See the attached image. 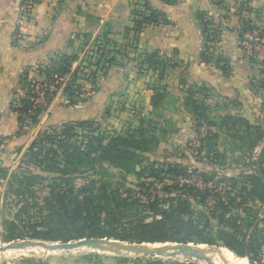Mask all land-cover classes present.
I'll list each match as a JSON object with an SVG mask.
<instances>
[{
    "label": "rangeland",
    "instance_id": "obj_1",
    "mask_svg": "<svg viewBox=\"0 0 264 264\" xmlns=\"http://www.w3.org/2000/svg\"><path fill=\"white\" fill-rule=\"evenodd\" d=\"M36 1L39 2V0ZM103 25L98 35L105 31L106 24ZM89 49L88 46L84 45L79 47L76 53H79L81 60L75 63L74 69L79 66L83 68L81 61L85 58V51ZM119 58L121 63L117 66H122L124 69L117 70H119L120 76L129 79L127 87L122 83V86L120 85L116 89H102V82L108 73L105 76H100L97 84H94L90 79L88 80L90 78L88 75L95 67L86 64L87 69H80L79 77L84 89H87V94L84 96L89 97V99L70 106L65 94H63V99L66 102H57L54 98L46 106L39 122L29 126L33 129L30 136L31 140L40 138L46 132L62 128L64 122L56 119L54 123L49 124L48 116L50 113L52 114L50 110L53 106L55 108L58 105H64V103L71 108L69 120L66 122L77 121L80 118L93 120L99 125L100 131L110 134H121L129 128H135L144 116L147 119L153 118L158 122V126L153 129L152 127L149 128L148 135L150 138H154L153 143L150 144L147 151L138 152V158L134 163L137 173L144 172L143 177H140L137 173L128 172L126 169L114 167L106 162L82 167L80 172L69 175L72 185L76 189L88 185L92 180H96L98 181L97 187H100L102 182H107L109 199L115 195L117 196L116 201L110 205L111 208L117 210L114 212L117 217L106 211L102 213V216L110 219L114 218V228H117L118 233L128 236V240L108 237L100 239L118 245L144 247H168L180 244L194 247L206 246L223 252L226 261L223 260L221 264H252L248 257L238 256L223 246L221 242L209 245L195 242L142 241L143 236L152 237H150L151 235H144L140 232L141 230L136 228V225L141 220L151 222L154 218L161 217L148 209L150 203L156 200V195H159V204L163 207L168 205L163 200L165 197L182 198L190 201L197 210V213H194V219H201L202 222H212L215 226V232L222 220L220 215L224 211L223 204L232 207L231 213L226 216L234 215L237 216L236 219H245V221L237 220L243 235L249 236L252 224H258L264 231V202L254 203L250 202V199L245 200L244 197H241L244 201H249L250 210L242 209V207L233 209L234 206L230 205V196L243 194V196H247L246 198L250 197L247 192H241V190L248 180L245 174H255L258 168V165L254 162L258 160L262 152L264 153V134L261 140L257 139L258 144L252 146L247 138L240 140L236 137V135H243V128L236 132V130L230 128L229 124L220 120L222 113L212 110L210 114L216 120V126L203 125L200 127L193 122L192 115L183 103H180L172 95L165 96L164 100L160 102L159 111L158 109L153 111L150 101L154 93L153 89L159 83L156 73L138 68L141 57L137 53L133 54L132 50L128 49L126 57L121 58L119 56ZM125 62L126 65L123 64ZM126 75L128 76L126 77ZM38 80L34 81L32 79V82H40ZM27 82L29 83L30 80ZM62 90L63 87L58 92ZM159 113L165 117V121L159 118ZM251 115H254V113L251 112ZM59 116L58 118H60ZM248 118L254 122L252 117ZM31 140L30 142H32ZM13 151L12 154H5L2 161L0 160V167L3 171L0 172V247L9 244H20L25 240L62 243L60 241L31 238L9 242L3 241V234L7 233L1 222L3 218L19 221L20 216L23 220L22 223H30L40 227L39 222L45 218V212L40 210V205H45L44 198L50 196L53 185L52 177L59 176L58 173H51L48 169H43V166L31 162L28 158L27 149L16 148ZM170 168H176L177 173L156 177L149 176L151 169L169 170ZM29 172L41 174L43 179L33 182L29 187L18 184L17 178L29 176ZM141 182L148 183L150 190L142 191L143 188L139 186ZM11 183L20 192H13L9 188ZM166 186H170V189L166 190ZM98 190V188H95V192H98ZM125 198L128 199L129 203L137 198L140 200L141 206L138 209L135 207L124 210L123 207L119 208L118 202ZM105 201L106 199H104ZM237 201H241V199L237 198ZM235 204L237 203L235 202ZM201 212L205 214L204 217L199 214ZM23 227L26 229L28 225L23 224ZM261 253L264 260V245ZM189 256L194 255L147 256L143 253L119 250L106 251L90 247L57 251H50L41 247H26L0 252V264H208L204 260ZM218 263L220 264V261Z\"/></svg>",
    "mask_w": 264,
    "mask_h": 264
},
{
    "label": "trees",
    "instance_id": "obj_2",
    "mask_svg": "<svg viewBox=\"0 0 264 264\" xmlns=\"http://www.w3.org/2000/svg\"><path fill=\"white\" fill-rule=\"evenodd\" d=\"M164 1L173 3L176 0ZM30 2L33 4L37 1L24 0V4L28 5ZM244 3L246 2L241 3L242 7ZM131 12L133 26L125 30L124 38L128 40L126 44L111 37L112 32L108 25L105 31L95 38L86 35L83 45L88 46L90 49L85 51L84 59L86 60L82 59L83 61H81L83 68L79 66L74 69L75 63L81 60L79 53L63 54L57 60H53L50 64L39 68L40 74L44 77L43 80L40 82H32V80L29 83L25 82L27 86L25 93L18 95L11 106L12 110L18 114L20 128L18 134H21L26 127L39 122L46 106L52 102L61 87H63L70 106L88 100L89 97L84 96L87 94V89H84V85L80 82V69H87L86 64L95 67L89 73L88 77L90 78L88 80L90 79L94 84H97L100 76L105 75L111 67L121 63L119 56L121 58L126 57L128 49L133 50L141 57L138 68L156 73L159 83L153 89L154 93L150 104L153 111L155 109L159 111L160 102L164 100L165 96H171L167 85L162 83L166 71L178 64L173 63L169 58L158 52H138V41L140 34L148 25L167 23L168 19L164 12L155 9L148 1L138 0L134 2ZM198 17L206 39L202 53L203 59L205 61L213 59L224 72L229 71L228 60L215 47L222 29L205 12H200ZM254 28L257 27L253 25L251 20H244L242 27L238 29L239 41L246 31ZM252 61L257 63L253 59ZM261 64L263 65L262 73L264 74V61ZM25 80L27 81V78ZM37 83L43 86L41 87L43 102L37 101L39 98L38 93L35 91ZM261 84V87L264 88V80L261 81ZM207 97L208 89L204 86H190L185 89L183 105L192 115L193 122L200 127L203 125L213 127L217 123L210 114V107L206 102ZM161 113H159V118L165 121V117ZM220 120L229 124L230 128L236 130V132L243 128V135H236V137L240 140L247 138L252 146H256L258 140H261L264 134V117L259 123H254L246 116L225 114L220 117ZM98 126L93 120L69 121L64 123L60 130L46 132L40 138L35 139L31 146L27 148L28 158L31 162L43 166V169H48L51 173H58L59 176L52 177L53 185L50 196L44 198L45 205H40V210L45 212V218L39 222L40 227L30 223H22L23 220L20 216L19 221L3 218L1 222L7 231L6 234H3V241L9 242L31 238L70 242L93 237L128 240V236L118 233L117 228H114V218L110 219L102 216L104 211L113 214L117 211L110 207L111 203L116 201L117 196L115 195L109 199L107 182L101 181L102 185L97 187L98 181L92 180L88 185L76 189L73 187L69 175L80 172L82 167L105 162L136 174L134 163L138 158V152L149 149L154 139L148 135L149 128H155L158 126V122L153 118L147 119L144 116L139 125L133 129L129 128L121 134L102 132ZM254 163L258 165V168L255 174H245L248 180L241 190V192H247L250 197L246 198L247 196H243V194L230 196V205L234 206L233 209L242 207V209L250 210L249 201H244V199H250V202L254 203L264 202L263 152ZM0 172H3L2 168ZM143 173L138 172L137 174L143 177ZM169 173H177L176 168H170L169 170L151 169L149 176H164ZM40 179H43L41 174L29 172V176L19 177L16 181L22 186L29 187L33 182ZM139 186L143 188L142 191L150 190V185L146 182H141ZM169 187L166 186L165 189L169 190ZM9 188L13 192H20L12 183ZM95 188L99 189L98 192H95ZM156 197V200L150 203L148 209L161 217L154 218L151 222L141 220L136 225V228L141 230L140 232L152 237L143 236L142 241L195 242L209 245L221 242L223 246L238 256L248 257L252 264H264L261 256V249L264 245V231L258 224H252L249 236L243 235L237 220L245 221V219H236L237 216L234 215L226 216L231 213L232 207L229 205L223 204L224 211L220 215L222 220L215 232V226L212 222H202L201 219H194V213H197V210L190 201L182 198L165 197L163 200L168 205L163 207L159 204V195H156ZM241 197H244V199ZM237 198H240L241 201H237ZM104 199H106L105 202ZM139 201L136 198L129 203L128 199L125 198L118 202V207H123V210L134 207L138 209L141 206ZM199 214L202 217L205 216L203 212ZM114 216L117 217L115 214ZM23 224L28 225V228L24 229Z\"/></svg>",
    "mask_w": 264,
    "mask_h": 264
},
{
    "label": "crops",
    "instance_id": "obj_3",
    "mask_svg": "<svg viewBox=\"0 0 264 264\" xmlns=\"http://www.w3.org/2000/svg\"><path fill=\"white\" fill-rule=\"evenodd\" d=\"M137 1L39 0L33 3L28 14L24 0H0L1 161L5 154H12L16 148L27 149L34 141L30 137L32 128L26 127L18 134V114L11 108L18 95L26 91L25 79L43 80L40 67L63 54L76 53L86 35L96 37L104 23L106 27L110 26L113 39L126 44L125 30L133 26L131 11L133 3ZM140 1H148L155 9L164 12L168 19L167 23L144 28L139 36L138 52H158L178 64L166 71L162 81L170 95L183 103L186 88L204 86L208 89L206 102L210 111H218L222 115L248 116L254 122L262 121L263 61L244 54L238 29L244 20H251L261 31L264 40V0ZM242 2H246L243 7ZM200 12L207 13L222 29L215 47L228 60L227 72L213 59L205 61L202 57L206 39L198 17ZM123 64L126 65V62ZM117 69L124 68L117 65L111 67L108 75L105 74L102 89H116L122 83L126 87L129 85V79L120 76ZM63 94V90L56 94L54 98L57 102H66ZM53 107L50 110L52 114L48 116L49 124L56 119L64 123L69 120L70 106L64 103Z\"/></svg>",
    "mask_w": 264,
    "mask_h": 264
},
{
    "label": "water",
    "instance_id": "obj_4",
    "mask_svg": "<svg viewBox=\"0 0 264 264\" xmlns=\"http://www.w3.org/2000/svg\"><path fill=\"white\" fill-rule=\"evenodd\" d=\"M26 247H41L50 251H57V250H72L76 248H83V247H90L96 248L106 251H126L131 253H143L147 256L150 255H162V256H169L175 257L178 256L174 252H170L172 250H182V251H190L196 252V250L192 249L191 246L187 244H180L174 246H152V247H144V246H134V245H118L113 242L107 241L105 239L100 238H84L74 242H62V243H48L45 241H32V240H25L20 244H9L6 246L0 247V252H5L7 250H18L23 249ZM200 260L206 261L208 264H216L213 260L208 258L207 256H203L198 254L196 257Z\"/></svg>",
    "mask_w": 264,
    "mask_h": 264
},
{
    "label": "built area",
    "instance_id": "obj_5",
    "mask_svg": "<svg viewBox=\"0 0 264 264\" xmlns=\"http://www.w3.org/2000/svg\"><path fill=\"white\" fill-rule=\"evenodd\" d=\"M32 5V2L28 5L26 4V12L28 10L30 11ZM29 11L27 13H29ZM240 45L244 54L257 60L264 61V40L259 29L254 28L253 30L246 31L240 40ZM41 87L43 86L40 83H37L35 87V91L39 95L38 102H43L44 100Z\"/></svg>",
    "mask_w": 264,
    "mask_h": 264
},
{
    "label": "bare ground",
    "instance_id": "obj_6",
    "mask_svg": "<svg viewBox=\"0 0 264 264\" xmlns=\"http://www.w3.org/2000/svg\"><path fill=\"white\" fill-rule=\"evenodd\" d=\"M191 247H192V249L196 250V252L182 251V250H172V249H170V252H174L178 256L180 254H185V255L186 254H193L194 255V256H189V257H196L198 254H200V255H203V256H207L208 258L213 260L216 264H217L218 261H220V264L222 263L223 260L226 261V259H225L226 257H224L223 252L218 250V249H214V248H210V247H206V246H200V247L191 246Z\"/></svg>",
    "mask_w": 264,
    "mask_h": 264
}]
</instances>
